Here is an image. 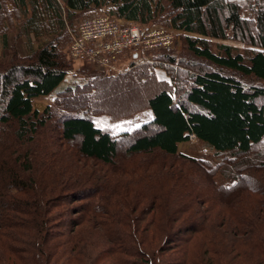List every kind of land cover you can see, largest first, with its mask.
<instances>
[{
	"label": "trees",
	"instance_id": "obj_1",
	"mask_svg": "<svg viewBox=\"0 0 264 264\" xmlns=\"http://www.w3.org/2000/svg\"><path fill=\"white\" fill-rule=\"evenodd\" d=\"M94 8L174 30L182 49L69 79ZM13 30L29 49L0 59V264H264V0H0L3 55ZM132 77L157 86L147 105L102 108L105 85ZM146 108L117 135L91 119ZM192 133L210 155L179 151Z\"/></svg>",
	"mask_w": 264,
	"mask_h": 264
},
{
	"label": "rangeland",
	"instance_id": "obj_2",
	"mask_svg": "<svg viewBox=\"0 0 264 264\" xmlns=\"http://www.w3.org/2000/svg\"><path fill=\"white\" fill-rule=\"evenodd\" d=\"M97 17H110V16H108V12L106 10H102V9L94 8L87 12H83L79 14L76 18L75 30H77L79 25L85 20L90 19V18H97ZM110 18H114V17H110ZM117 20L124 21L122 19H117ZM133 25L139 26L135 23H133ZM154 27L156 26L153 25V26H150L149 28H154ZM161 27H164V26H161ZM142 28H145V27H142ZM17 34L18 33L15 30H13L10 33L9 38H8L9 47L4 53L5 57H3L4 55L2 54L3 47H2V42L0 39V59L1 61L9 60L11 58L10 57L11 53H13V51L15 50L20 56L26 55L29 49V45H28L29 43L27 42L26 37L24 36L17 37ZM71 35L72 37H74L76 33L73 32ZM176 35L177 37H176V41L174 45L171 48H163L164 50L178 52L182 49L183 45L179 38L180 34L176 33ZM226 43L232 44V45L239 44L237 42H232V41H226ZM70 46H69V49H70ZM10 49H11V53H10ZM1 55L3 58H1ZM131 55L132 54H128L127 56L123 57L119 62L116 63L113 70L116 72H123L124 69H127V68L129 69V64L132 62ZM152 55H153L152 53H149V54L141 53L139 57L136 56L135 58H138V62L141 63L144 61L151 60ZM83 64H84L83 61L75 60L74 70L69 74L68 78L69 79L73 78L74 80H78V82H82L81 77H79L78 75V69L82 67ZM91 69L94 70L93 68ZM94 71L101 72L97 70H94ZM155 72L159 80L161 81L168 80L164 70L161 69L160 67H157L155 69ZM103 90H104L103 93H105V96H106V102L104 101L102 102V108L108 109L114 115H118L119 113H125L127 111H130L131 109L135 108L136 106L140 104L147 105V97L152 92L157 90V86L154 85V83L150 81L149 78H147V82L141 83L135 77H132L130 79H123V81H119V83L115 85H105ZM53 101H54L53 97H43V98H38L35 100L36 104L40 108H42L45 105L53 103ZM153 117L154 115H153L152 110L150 108H146L138 113H135L131 116H127L121 119H113L109 114H100V115L91 116V119L93 120L94 125L96 127L103 129L113 135H117L122 132L133 131L134 129L141 126L142 124L151 121ZM179 151L189 156H192L194 158H197V159H200L203 156L210 155V152L200 142L182 144L179 147ZM170 255H171V252L170 254L166 255V257L164 256L166 262H168L171 259V258L169 259Z\"/></svg>",
	"mask_w": 264,
	"mask_h": 264
},
{
	"label": "built area",
	"instance_id": "obj_3",
	"mask_svg": "<svg viewBox=\"0 0 264 264\" xmlns=\"http://www.w3.org/2000/svg\"><path fill=\"white\" fill-rule=\"evenodd\" d=\"M176 37L174 30L161 26L145 29L127 20L90 18L79 25L69 56L102 72L113 70L116 63L128 54L171 48ZM193 142H197V137L192 133L187 144Z\"/></svg>",
	"mask_w": 264,
	"mask_h": 264
},
{
	"label": "crops",
	"instance_id": "obj_4",
	"mask_svg": "<svg viewBox=\"0 0 264 264\" xmlns=\"http://www.w3.org/2000/svg\"><path fill=\"white\" fill-rule=\"evenodd\" d=\"M155 26H159V25H155ZM135 57H136V55H135ZM183 144H187V142L186 143H183ZM182 145V144H181ZM179 147H180V145H179Z\"/></svg>",
	"mask_w": 264,
	"mask_h": 264
}]
</instances>
